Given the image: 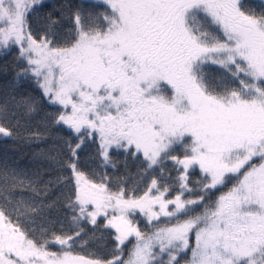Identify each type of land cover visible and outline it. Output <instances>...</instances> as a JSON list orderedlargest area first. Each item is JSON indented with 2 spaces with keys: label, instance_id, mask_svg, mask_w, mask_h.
Listing matches in <instances>:
<instances>
[{
  "label": "snow or ice",
  "instance_id": "6c2138e0",
  "mask_svg": "<svg viewBox=\"0 0 264 264\" xmlns=\"http://www.w3.org/2000/svg\"><path fill=\"white\" fill-rule=\"evenodd\" d=\"M13 50L0 138L32 152L0 160V264H264V0H0Z\"/></svg>",
  "mask_w": 264,
  "mask_h": 264
},
{
  "label": "trees",
  "instance_id": "16d2710c",
  "mask_svg": "<svg viewBox=\"0 0 264 264\" xmlns=\"http://www.w3.org/2000/svg\"><path fill=\"white\" fill-rule=\"evenodd\" d=\"M53 2V0H47L45 1V3L51 5V3ZM250 2H255V0H250ZM48 11L47 8H43V9H38L37 12L33 13L30 18H29V23L31 24L32 30L35 34H39L42 31L43 28V24H44V15L45 13ZM16 55V51L13 50L11 53H9L6 57L4 56H0V65H3L5 62H8L9 65H11L12 59L13 57ZM209 72L211 73H216V69L215 68H210ZM13 78V71L11 69V66L9 67V71L7 73V76L3 75L2 73H0V90H2L3 88V84L8 81L11 80ZM23 92L26 93H31L34 96H38L40 94L39 89L31 82H27L23 89ZM47 111H54L55 109L52 107H48L46 109ZM36 119H39V117H37ZM64 135H67L68 133L65 131L63 132ZM95 148L96 145L93 144L90 140H86L84 146L82 147L81 151H80V167L82 170H84L85 172H91L94 169H97V163L98 161H96L95 159H93L92 157L94 156L95 153ZM31 152L32 149L29 148L26 145H21L16 143L15 141L11 140V139H6V138H0V160H3L5 157H7L9 159V162L11 163L12 161L15 160H19L21 163V166L27 165L29 163V158L31 156ZM120 160H123V157H120ZM138 167H139V162L137 163H132L131 160L129 161V171L133 174H135L138 171ZM166 168V175L168 174V171L171 172L172 177H175L177 175V172L175 171V168L173 166V164L171 162L167 163L165 165ZM119 172H114L113 169H111L110 167L107 169L109 175L112 176H117V175H121L124 172V166L123 163L121 162V164L119 165ZM98 171H103L102 169H97ZM154 175H158L159 174V170H157L156 173H153ZM151 177H149L150 179ZM171 181H169L170 183ZM146 187L145 185H141V189L143 190V188ZM175 193H173L174 195ZM137 222L139 223V226L141 227L142 230L147 231L148 229L146 228V221L141 220L138 218ZM100 225L104 224V220L100 219L99 220ZM82 227L85 228L87 235L83 236L82 239L83 240H88V246L84 251H90L93 250L97 244H104V243H108L109 247H111V237L109 235L108 232H102V229H97L95 232V235L97 237V239L95 240H90L89 237L92 236V232H93V228L92 225L87 224V223H82L81 225ZM103 234L104 239L101 240L99 239V237ZM129 247H131V245H129ZM52 250H57V248L54 246L52 248ZM78 251H80V249H77Z\"/></svg>",
  "mask_w": 264,
  "mask_h": 264
},
{
  "label": "rangeland",
  "instance_id": "374dc122",
  "mask_svg": "<svg viewBox=\"0 0 264 264\" xmlns=\"http://www.w3.org/2000/svg\"><path fill=\"white\" fill-rule=\"evenodd\" d=\"M45 1H47V0H45ZM138 218L141 219V220H144V217L138 215V216L136 217V221L138 220ZM100 219H103V217H99V218H98V220H100ZM103 220H104V219H103ZM181 264H183V262H181Z\"/></svg>",
  "mask_w": 264,
  "mask_h": 264
},
{
  "label": "flooded vegetation",
  "instance_id": "af4514ba",
  "mask_svg": "<svg viewBox=\"0 0 264 264\" xmlns=\"http://www.w3.org/2000/svg\"><path fill=\"white\" fill-rule=\"evenodd\" d=\"M226 190V189H225Z\"/></svg>",
  "mask_w": 264,
  "mask_h": 264
}]
</instances>
